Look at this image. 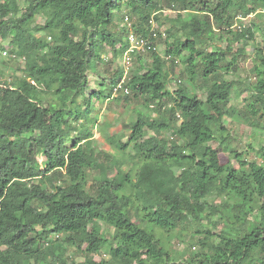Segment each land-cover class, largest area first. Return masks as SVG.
Listing matches in <instances>:
<instances>
[{
  "label": "trees",
  "instance_id": "1",
  "mask_svg": "<svg viewBox=\"0 0 264 264\" xmlns=\"http://www.w3.org/2000/svg\"><path fill=\"white\" fill-rule=\"evenodd\" d=\"M163 1L181 24L165 30L171 58L153 50L133 58L124 95L154 116L138 111L127 142L109 138L114 153L98 149L91 130L73 136L69 117L83 116L78 97L89 111L93 99L113 98L122 77L118 65L109 72L110 90L84 96L105 43L115 58L128 49V26L119 21L128 14L133 30L148 36ZM261 6L264 0H27L22 8L0 0V63H7L9 38L10 53L24 60L23 76L0 85V264H66L70 248L85 256L78 264H264V151L261 162H250L232 150L235 167L212 145L226 140V120L253 126L264 117V46H254L264 30L255 20L264 25ZM39 15L43 24L35 22ZM249 45L256 59L250 116L231 104L237 80L227 78ZM176 59L185 68L171 90ZM147 129L154 134L144 138ZM126 154L137 159L130 167ZM213 194L233 203L222 209L210 203ZM209 210L221 214L223 229L200 238L195 254L173 253L155 233L204 221ZM99 222L114 228L112 245Z\"/></svg>",
  "mask_w": 264,
  "mask_h": 264
},
{
  "label": "rangeland",
  "instance_id": "2",
  "mask_svg": "<svg viewBox=\"0 0 264 264\" xmlns=\"http://www.w3.org/2000/svg\"><path fill=\"white\" fill-rule=\"evenodd\" d=\"M17 4L24 8L27 5V0H16ZM163 10L160 13V22L159 25L154 21L155 28L160 27V31H165L167 28L176 25L180 26L181 24L177 21L178 11L173 10L168 7L166 2H162ZM260 10L264 13V6L259 7ZM126 13V9L123 8L122 15ZM182 16L185 20L190 18V13L183 11ZM121 16V15H120ZM252 16H248L247 18H243L244 23L250 22ZM256 18V19H255ZM255 20L263 25V19L255 16ZM36 24H43L44 17L37 16L35 20ZM119 27L124 26V23L119 21ZM38 35H44V32L38 33ZM50 40V38H48ZM10 38L4 41V48H10ZM223 46L226 45V41L220 42ZM237 46V44L235 45ZM254 46H264V30L259 31L256 34L255 44ZM158 51L160 53H164L167 47L165 40L162 38L158 42ZM113 49L110 45H104V48L101 51V60L95 62L94 67L88 72L89 77V87L85 92V97L89 98L92 95H95L98 90L103 92H107L111 89V84L109 81V72L114 73L120 64V59L117 56L113 61L109 62L104 61V56L113 53ZM248 57L243 59L240 62V66L237 72L230 73L227 78L237 80V84L235 85V91L233 100L231 104L237 107L239 110L243 111V114L249 115V111L251 108H247L249 103L253 100L251 99L252 91L250 89V83L255 82V76L253 73V66L256 63L255 59V48L252 46L248 47ZM114 54V53H113ZM2 59L7 61V63H0V85L4 82H14L18 81L21 76H23L22 68L24 67V60L22 58H12L10 59L8 56H4L2 53ZM180 60V59H179ZM112 61V62H111ZM136 64L134 63V66ZM137 66V65H136ZM185 68L184 64H182L181 60L178 64H176L174 73L171 74V78L167 86L171 90H176L178 88L180 72ZM106 69L108 72H106ZM100 82H104L105 85H100ZM241 93L237 95L238 92ZM199 95L203 100H206L207 94L205 91H199ZM51 97V95H49ZM54 97V96H53ZM50 99V98H49ZM47 102V101H45ZM79 108L81 110V114L78 120L74 119V116H70L69 120L72 122L75 131L72 132L73 136H78L86 130H91L93 132L95 138V145L98 149H103L105 151H109L114 153L116 150L115 144L111 143L109 138L114 136L113 140L125 143L129 139L130 134V122L133 121L137 112L141 111L145 115H152L154 113L147 109L140 101H136L132 96L127 100L124 95L113 96L110 100L107 98H95L91 101V105L89 106V111L85 110L88 106L84 103L83 96L78 97ZM256 106L260 107L261 104L256 102ZM76 108L77 105H75ZM264 112V110L262 111ZM250 116V115H249ZM259 125H249L242 118H233L231 121L226 120V124H228V133H226L227 138L224 141L223 145L220 146L219 142L213 141L212 145L220 150V159L223 163L231 162L235 167H239L240 160L236 158L232 150H236L239 153L243 154V158L248 161H262V153L264 151V117L258 118ZM153 130L147 129L144 133V138H147L150 135H153ZM229 135V136H228ZM163 136L169 137L171 139V133H166ZM134 143L130 144L129 151L134 153ZM116 155H119L115 153ZM120 157V155H119ZM40 161L44 160L43 156H40ZM124 162V167H130L133 162H136L137 159L134 158L130 160L129 155H125L122 158ZM93 175V174H90ZM91 177V176H90ZM210 203L219 205L220 208L223 209L225 203H233V201H227L226 199L217 196L215 194L211 195L209 198ZM212 210H209V215ZM254 215V214H253ZM252 215V217H254ZM221 214L210 215L208 219L205 218L204 221L192 220L191 223H188L185 226H181L179 228L171 229L170 231H163L161 229H155V233L163 239V242L172 250L173 253L180 254L185 248L189 250V253L199 252L200 245L198 240L200 238L205 237L210 234H218L220 230L223 229V223L220 222ZM102 227V234L107 239L108 244H113V234L114 228L109 227L104 222H99ZM200 230V232H198ZM105 256V255H104ZM97 259H100L101 256L97 255ZM66 264H78L84 261L85 256L81 251L74 250L70 248L67 252L66 256Z\"/></svg>",
  "mask_w": 264,
  "mask_h": 264
},
{
  "label": "built area",
  "instance_id": "3",
  "mask_svg": "<svg viewBox=\"0 0 264 264\" xmlns=\"http://www.w3.org/2000/svg\"><path fill=\"white\" fill-rule=\"evenodd\" d=\"M152 24V28L150 30V34L148 36L138 34L136 33L133 28H132V20L128 14H125L124 17V25L128 26V34H127V41L129 43L128 49L119 55L120 59V66L123 70L122 77L118 82L112 85V93L113 96H118V95H127L130 94L131 90L130 87L127 85L128 80L130 79V73L133 68V58L146 53L147 51H158V42L162 39H158V34L156 31V28L154 26V22L150 20ZM162 32V38L165 40L166 39V33L165 31ZM159 52V51H158ZM3 55L4 56H9L12 58H18V56L14 53H10V48L6 47L3 50ZM163 57L166 59H170L171 55H165L164 53H161ZM112 59H115L114 54L111 52L110 54L104 56L105 61H110ZM179 59L175 60V63H179ZM180 81V79H179Z\"/></svg>",
  "mask_w": 264,
  "mask_h": 264
}]
</instances>
